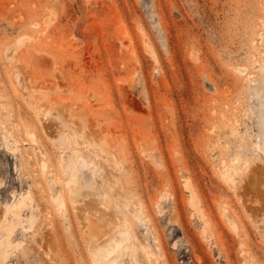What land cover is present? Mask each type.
I'll return each mask as SVG.
<instances>
[{
  "label": "rangeland",
  "instance_id": "1",
  "mask_svg": "<svg viewBox=\"0 0 264 264\" xmlns=\"http://www.w3.org/2000/svg\"><path fill=\"white\" fill-rule=\"evenodd\" d=\"M4 222L0 264H264V0H0Z\"/></svg>",
  "mask_w": 264,
  "mask_h": 264
},
{
  "label": "bare ground",
  "instance_id": "2",
  "mask_svg": "<svg viewBox=\"0 0 264 264\" xmlns=\"http://www.w3.org/2000/svg\"><path fill=\"white\" fill-rule=\"evenodd\" d=\"M234 172H235V169L231 168L230 169V175H233ZM79 177H80V171L78 170V168H74L73 172H72L71 182L73 184L74 183L78 184V190H76L73 193V197H72V199L74 201H76L77 199L81 198L83 195H86V194H89V195L90 194H95V193L99 194V195L103 194L102 185H101V182H100L99 179H97L96 177H93V180L91 182L87 183V182H83V181L79 180L78 179ZM83 198L84 197H82L81 199H83ZM61 203L64 204L63 200L61 201ZM22 205H23V201H21V200L14 202V204L12 205V208H11L12 212L14 213V215L15 214H17V215L19 214V211H20ZM224 217H225V220L227 222H230V223L232 222V220L229 217V215L225 214ZM125 220L126 219L124 218V221ZM0 228H3L6 231H9L10 225L7 222H4V224L0 225ZM8 234H9V232H7V234H5V236L0 238V260L5 257L6 249H7V247L9 245H11V243H10V241L8 239ZM116 246H117V243H116ZM134 252H135V257L141 262V264H147V260H145V258L143 257L142 253L140 254L138 252V250H136V249L134 250ZM97 261L99 262L100 260H97Z\"/></svg>",
  "mask_w": 264,
  "mask_h": 264
}]
</instances>
